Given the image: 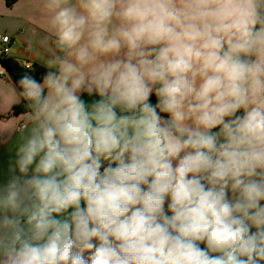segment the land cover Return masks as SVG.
I'll list each match as a JSON object with an SVG mask.
<instances>
[{"label":"clouds","instance_id":"clouds-1","mask_svg":"<svg viewBox=\"0 0 264 264\" xmlns=\"http://www.w3.org/2000/svg\"><path fill=\"white\" fill-rule=\"evenodd\" d=\"M35 18L44 70L7 85L23 120L0 127V264H264V0Z\"/></svg>","mask_w":264,"mask_h":264},{"label":"crops","instance_id":"crops-1","mask_svg":"<svg viewBox=\"0 0 264 264\" xmlns=\"http://www.w3.org/2000/svg\"><path fill=\"white\" fill-rule=\"evenodd\" d=\"M37 0H17L12 6L6 4V0H0V33L12 37L10 57L20 65L30 62L32 65H41L40 46L36 42L38 36L29 47V37L33 33H39L42 24L35 18V5ZM42 35V33H40ZM12 77H0V127L5 126L10 120H23L21 113L10 110L11 103L7 85L14 82ZM7 159L4 146H0V166Z\"/></svg>","mask_w":264,"mask_h":264},{"label":"built area","instance_id":"built-area-1","mask_svg":"<svg viewBox=\"0 0 264 264\" xmlns=\"http://www.w3.org/2000/svg\"><path fill=\"white\" fill-rule=\"evenodd\" d=\"M12 37L5 33H0V77H9L10 69L6 62L10 59V52L12 46ZM21 66L25 69L33 68L30 62H23Z\"/></svg>","mask_w":264,"mask_h":264},{"label":"trees","instance_id":"trees-1","mask_svg":"<svg viewBox=\"0 0 264 264\" xmlns=\"http://www.w3.org/2000/svg\"><path fill=\"white\" fill-rule=\"evenodd\" d=\"M17 0H6V4L8 6H12ZM6 65L8 66V68L10 69V71L12 72V74L14 75L15 79H18L19 76L26 70L25 68H23L17 61H15L14 59H10L6 62ZM33 68L36 69V73L37 75H39L43 70V66L41 65H33ZM154 99V98H153ZM23 109L21 107H16L14 109V113H22Z\"/></svg>","mask_w":264,"mask_h":264},{"label":"water","instance_id":"water-1","mask_svg":"<svg viewBox=\"0 0 264 264\" xmlns=\"http://www.w3.org/2000/svg\"><path fill=\"white\" fill-rule=\"evenodd\" d=\"M9 73H10V74H9L10 77H12L13 79H15L14 75L12 74V72L10 71ZM15 80H16V79H15Z\"/></svg>","mask_w":264,"mask_h":264}]
</instances>
